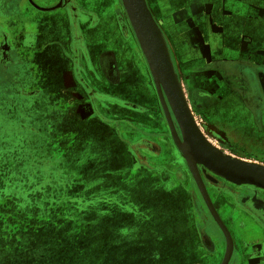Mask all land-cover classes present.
I'll list each match as a JSON object with an SVG mask.
<instances>
[{
  "label": "flooded vegetation",
  "instance_id": "af4514ba",
  "mask_svg": "<svg viewBox=\"0 0 264 264\" xmlns=\"http://www.w3.org/2000/svg\"><path fill=\"white\" fill-rule=\"evenodd\" d=\"M25 1L29 8L41 11L37 0ZM146 1L166 41L192 118L204 138L227 156L264 166V80L260 78L264 71V0ZM58 4L57 11L61 12L53 18L33 23L31 20L38 25V31L44 28L49 32L42 50L36 51L42 35L38 32L18 36L19 41L3 34L2 62L8 58L15 78L26 66L25 74L32 80L34 77L27 86L43 78V85L50 91L47 97L55 99L51 108L57 109L48 117H60V129L77 133L80 138L88 137L84 142L100 143L111 153L117 148L114 135L119 134L113 131L116 121L132 119L123 117L130 111L150 115L156 129L150 131L146 125L135 123L139 137L128 149L123 148L122 160L132 162L143 181L163 179L166 185V181L176 179L172 191L177 194V203L183 202L189 219L185 241L177 255L179 261L174 264H222L226 239L188 161L178 149L171 128L172 125L184 143L178 118L164 95L172 122L169 124L123 5L102 19L85 11L77 0H58L49 7ZM22 40L28 46L20 43ZM224 40L229 43L224 52L230 57L214 58ZM33 62L51 65L53 79L46 69L48 74L35 77L31 73ZM136 76L149 90L144 106L137 104L139 100L136 103L121 98L106 89V85L114 84L112 81L126 82ZM228 88L230 91H226ZM198 171L214 208L232 235L234 251L229 264L249 263L244 258L249 247L261 256L258 262L253 257L252 263L264 264V190L235 185L201 164ZM240 229L255 232L257 240L245 244L239 236Z\"/></svg>",
  "mask_w": 264,
  "mask_h": 264
},
{
  "label": "rangeland",
  "instance_id": "374dc122",
  "mask_svg": "<svg viewBox=\"0 0 264 264\" xmlns=\"http://www.w3.org/2000/svg\"><path fill=\"white\" fill-rule=\"evenodd\" d=\"M77 2L106 19L118 1ZM9 30L0 25V43L3 34L11 38ZM8 63L0 53V264L179 261L189 217L172 191L176 179L143 181L132 162L120 164L106 146L79 144L59 128L60 117H48L57 109L42 81L27 86L34 77L26 66L15 78Z\"/></svg>",
  "mask_w": 264,
  "mask_h": 264
},
{
  "label": "water",
  "instance_id": "95a60500",
  "mask_svg": "<svg viewBox=\"0 0 264 264\" xmlns=\"http://www.w3.org/2000/svg\"><path fill=\"white\" fill-rule=\"evenodd\" d=\"M121 2L155 80L169 124L171 125L172 122L164 95L168 98L178 118L184 143L179 140L174 127L171 125L172 134L176 139L178 149L189 163L192 175L210 212L226 238V253L222 264H229L234 251V241L229 229L212 204L206 186L198 171V164L203 165L216 175L235 185L252 186L262 190H264V166L227 156L204 138L192 118L166 41L148 7L147 1L121 0ZM37 8L45 12L55 11L60 8V4L49 8Z\"/></svg>",
  "mask_w": 264,
  "mask_h": 264
},
{
  "label": "crops",
  "instance_id": "0c3cea01",
  "mask_svg": "<svg viewBox=\"0 0 264 264\" xmlns=\"http://www.w3.org/2000/svg\"><path fill=\"white\" fill-rule=\"evenodd\" d=\"M45 0H37V3L40 5V7H49L44 5ZM52 1V0H49ZM57 1L58 0H54ZM117 8L118 6H121V0H117ZM53 2V1H52ZM52 6V5H51ZM118 10V9H117ZM53 14L51 16H46L47 14ZM58 14V11H49V12H39L36 9H31L29 8L28 4L26 3L25 0H0V25L3 27H6V25L9 26V34L12 35L11 38L13 39H18L19 37L21 38L22 36L28 35L32 32H38V34H42L38 40V47H36V51H41L42 47L44 46V44L42 45V43L44 42L45 36L49 34V32L47 30H45L44 28H41L38 31V25H33V21H39V20H46L48 18H53L54 16H56ZM32 20V23H31ZM110 27L112 28L113 32L117 33V31L114 29V25L112 23L109 22ZM43 32V33H41ZM8 33V32H7ZM14 36V37H13ZM19 36V37H18ZM15 41V40H14ZM19 41V39L17 40ZM20 43H25L27 46V41L22 40ZM226 46H229V43L227 41L224 40V43L220 46V49H218L217 51L214 52V58H220V59H225V58H229L230 56H228V54L226 52H224ZM24 50L28 53L29 50L27 48H24ZM23 50V51H24ZM32 53V52H31ZM27 56V55H26ZM34 60V58H33ZM264 66V64H263ZM27 67H30L29 64L27 63ZM31 67H33L31 73L37 77L40 76V78L42 76H44L45 74H48L49 72V78L51 79V71H50V67H52L51 65H47V64H42L39 62H33V64H31ZM45 69L48 71L45 73ZM264 70V69H263ZM192 74H189V76H191ZM260 78L262 80H264V71H261V75ZM50 79L48 80V83L50 81ZM53 79V78H52ZM51 79V80H52ZM41 81L43 80V78L40 79ZM211 80H209L208 82H210ZM44 82V80H43ZM58 82V80H57ZM114 84H110V85H106L108 86L107 91H109L110 93H112L113 95H116L118 97L121 98H125L127 100H134V102H136V100H144L147 99L149 97L148 93V87L146 85V83L141 79L138 78L136 76V78H130L127 79L126 82L125 81H112ZM57 85H59V82L57 83ZM126 89L125 93L123 92V90ZM145 89H147V96L144 95L142 92L145 91ZM52 90V89H51ZM54 92V89L52 90ZM226 91H230V89L228 88ZM49 92V91H48ZM139 96V97H138ZM138 102V101H137ZM136 102V103H137ZM238 102L241 103V105L243 107H247L246 105H244V102L242 101L241 98H238ZM140 106H144L145 104L142 102L137 103ZM142 113H138V112H133L130 111L128 114L123 115V117H127L132 118L129 120L132 121H116L117 124H115L113 126V131L118 132V136L114 135V139L117 143H114V145H116L117 148H114V151L111 153V156L115 157L116 159L119 160L120 164H123L124 162H127L125 160H122L121 155L122 150L124 148L128 149L129 146L133 145L135 143V140L139 137L138 136V128L136 127L135 123H141L147 126L148 130L153 131L156 129V125L152 122V119L150 118V115H145ZM71 129V128H70ZM72 129H79V128H75L72 127ZM115 134V132H114ZM75 135L77 136L78 139V143L79 144H83L84 140H88V139H84V138H80V136H78L77 133H75ZM83 140V141H82ZM85 143V142H84ZM99 146V143H98ZM117 150V151H116ZM243 232H246V229H243ZM249 230H247L248 232ZM246 232V233H247ZM243 235V239L242 241L245 244H250L251 242L256 241V234L255 232L249 231V235L246 234ZM252 247L247 248L246 250V254L244 256L245 260H249V263L247 262V264H253L251 259L257 260L256 262L260 261L261 256L258 255V252H255L251 249ZM252 250V251H251ZM257 264V263H254Z\"/></svg>",
  "mask_w": 264,
  "mask_h": 264
},
{
  "label": "bare ground",
  "instance_id": "6f19581e",
  "mask_svg": "<svg viewBox=\"0 0 264 264\" xmlns=\"http://www.w3.org/2000/svg\"><path fill=\"white\" fill-rule=\"evenodd\" d=\"M154 15V14H153Z\"/></svg>",
  "mask_w": 264,
  "mask_h": 264
}]
</instances>
